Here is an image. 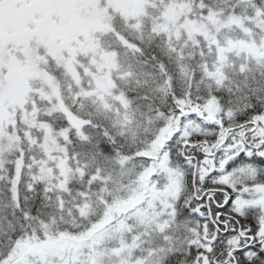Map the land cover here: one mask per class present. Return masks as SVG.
Instances as JSON below:
<instances>
[{
  "label": "trees",
  "instance_id": "1",
  "mask_svg": "<svg viewBox=\"0 0 264 264\" xmlns=\"http://www.w3.org/2000/svg\"><path fill=\"white\" fill-rule=\"evenodd\" d=\"M144 1L137 17L109 10L77 79L55 59L41 66L82 124L43 99L36 122L49 129L27 125L0 148V264H264V57L218 53L264 37V0H175L189 9L164 28L174 0ZM211 14L247 28L216 42L182 24ZM106 54L114 89L87 96V62ZM50 130L66 137L68 178L43 171Z\"/></svg>",
  "mask_w": 264,
  "mask_h": 264
},
{
  "label": "rangeland",
  "instance_id": "2",
  "mask_svg": "<svg viewBox=\"0 0 264 264\" xmlns=\"http://www.w3.org/2000/svg\"><path fill=\"white\" fill-rule=\"evenodd\" d=\"M144 3V0H0V148H8L18 131H23L27 125L31 129H49L42 122H36V115L42 111L40 104L43 99L50 102L54 100L56 108L66 113L73 126H81L82 120L69 112L61 100L56 83L53 84L43 76L41 66L55 59L77 79L74 61H78L77 58L81 54L97 53L92 39L93 30H103L98 25L111 28L109 10L113 9L123 17H137L143 12ZM188 9V5L181 4L180 7L174 0L170 7H167V12L172 15L163 20V28L168 21H180L179 12L183 13ZM182 24H185L191 33L200 30L198 32L202 35L217 42L216 37L221 30L247 28L248 22L239 16L211 14L207 23L183 21ZM226 42L228 45L218 46L222 59L226 53L235 50L264 57V37L257 42ZM64 53L68 57H64ZM87 66L89 71L93 67L94 76L91 88L85 94L99 97L110 94L114 89L111 78V71L115 68L114 55L91 56ZM34 79L37 80L36 84L39 80L42 83L35 87L32 82ZM63 134L61 138L65 139ZM61 138L51 130L45 137L43 153L46 161L42 168H45L43 171L46 173H51L55 163L61 169L59 174L68 178L66 161L63 160L66 151L62 146L65 145L60 143ZM163 171L171 180L165 193L174 195L179 186V174L169 168ZM56 182L61 183L58 176ZM152 200L153 197L148 202ZM262 202L264 206V199Z\"/></svg>",
  "mask_w": 264,
  "mask_h": 264
}]
</instances>
